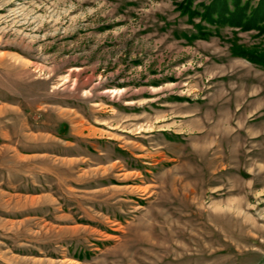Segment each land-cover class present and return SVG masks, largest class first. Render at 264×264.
Masks as SVG:
<instances>
[{
	"label": "rangeland",
	"instance_id": "rangeland-1",
	"mask_svg": "<svg viewBox=\"0 0 264 264\" xmlns=\"http://www.w3.org/2000/svg\"><path fill=\"white\" fill-rule=\"evenodd\" d=\"M0 264H264V0H0Z\"/></svg>",
	"mask_w": 264,
	"mask_h": 264
}]
</instances>
